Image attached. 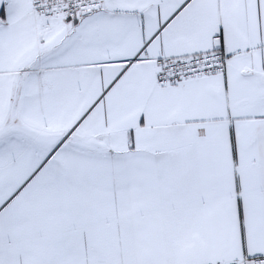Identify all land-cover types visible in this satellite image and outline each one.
Segmentation results:
<instances>
[{
    "label": "snow or ice",
    "instance_id": "snow-or-ice-1",
    "mask_svg": "<svg viewBox=\"0 0 264 264\" xmlns=\"http://www.w3.org/2000/svg\"><path fill=\"white\" fill-rule=\"evenodd\" d=\"M0 264H264V0H0Z\"/></svg>",
    "mask_w": 264,
    "mask_h": 264
}]
</instances>
